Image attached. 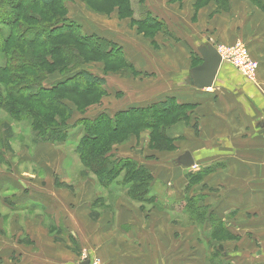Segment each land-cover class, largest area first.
<instances>
[{
  "label": "crops",
  "instance_id": "obj_1",
  "mask_svg": "<svg viewBox=\"0 0 264 264\" xmlns=\"http://www.w3.org/2000/svg\"><path fill=\"white\" fill-rule=\"evenodd\" d=\"M197 4L198 0H145L144 15L151 14L163 22L165 31L159 34L179 43L162 41L160 44L155 40L159 44V57L133 46L134 66L141 75L150 73V81L156 87L146 95L135 96L132 102L115 112L108 109L110 111L100 112L98 116L114 117L120 111L147 108L168 99L191 105L199 119V131L196 133L182 124L168 131L170 140L183 141L177 142L183 145L178 146V153L173 158L176 162L180 156L189 153L195 159V167L202 162L205 167L219 164L220 169L202 181L204 190L197 186L192 189L191 201L192 206L210 210L222 220L233 239L214 241L215 245L207 247L212 232L209 222L197 219L191 220L190 225L172 222L171 214L166 211H179L180 208L186 211L184 177L185 171L191 169L177 163L172 167V173H160L161 179L156 178L171 188L164 194L156 187L151 191V195L165 205L146 213L122 202L117 204L115 212L97 220L91 218L90 208L96 199L87 183L81 184L79 195L72 196L67 194L69 190L63 195L61 187L65 188V185L60 184L59 189L54 181L46 187L28 182L37 193H27L29 188L23 179L20 184H11L9 178L0 181V192L8 186L18 192L13 201L14 211L34 213L40 208L56 222L53 229L59 228L57 221L62 220L68 233L79 236L82 249L87 250L91 261L97 258L103 264H212L209 256L222 247L221 254L226 261L223 264H264V9L252 0H230L225 8L216 3L201 7ZM107 40L124 49L118 41ZM239 41L258 62L255 82L245 79L224 61L212 88L199 89L189 82L192 69L203 63L199 53L202 46L218 49L231 47ZM112 93L118 96L117 92ZM147 165L144 166L150 169ZM65 166L60 163L51 168L56 171L53 169L58 167L56 172L66 177ZM27 201L32 204L27 205ZM11 205L6 203V208L12 209ZM24 228L26 235L18 234L19 237L26 236L20 242L22 244H18L21 250L16 248L18 256L20 252L27 255L31 247L39 246L43 248L38 253H44V264H81L87 259L77 257L76 260L75 253L56 243L51 245L49 229L42 224Z\"/></svg>",
  "mask_w": 264,
  "mask_h": 264
},
{
  "label": "rangeland",
  "instance_id": "obj_2",
  "mask_svg": "<svg viewBox=\"0 0 264 264\" xmlns=\"http://www.w3.org/2000/svg\"><path fill=\"white\" fill-rule=\"evenodd\" d=\"M14 1L15 0H0L1 17L5 12H11L13 14L18 13V11L16 12L10 7L3 5L4 3L7 4ZM62 2L65 10L58 14L72 22L74 21L78 26L77 33L84 36H90L94 33L97 37L101 36L106 39L112 38L118 41L124 46L122 53L133 66V69L130 70L126 64L120 63L118 60L116 61L111 56H106L105 51H102L100 46L96 48L98 51L96 55H93L95 53H91L93 50L90 45L82 47L78 44H73V42L68 43L64 41L60 43V53L56 54L53 53L54 49L52 48L55 44L48 47L46 51L38 50L35 46L27 44L17 43V45H10L11 47L4 46L3 37L9 34V29L8 27L0 26V67L6 63V67L9 65V70L11 71L7 75L11 74L12 77H17L18 75L27 76L22 82L23 86L28 87L33 85V79L37 77H43L46 81L45 83L58 81L61 80L63 76L77 70L90 72L105 81L103 87H99V90H102L103 94L100 92H93L90 96L84 97L82 95H70L64 92L62 94H52L48 97V99H59L58 101L63 103L67 109L60 108L59 110L54 105L47 107L43 103L37 102H33L32 104L26 103L27 101L23 99H13V97L8 99L9 104L0 108V181L9 178L11 179V184L13 182L14 184H20V181L22 182L25 180V186L29 188L27 193H29V191L31 193L34 191L37 193V189H34L32 184H29L31 181L42 184L44 187H46L50 181H54V185L57 188H59L58 186L62 183L65 185V188L61 187V189H64L61 190L63 195L69 190L67 194H72V196L79 195L82 190L81 184L87 183V186L93 189L96 199H94L95 201L90 208L92 219L94 214L99 215L98 219H101L103 215L115 212L117 204L122 202L132 205L142 212L151 213V210L159 209L162 204L165 205L161 199L158 198L157 201L151 204L142 205L130 198L123 188H116V185H114L110 186L107 190L100 184L97 172L94 169L86 167L82 163V160L78 158L76 150L85 132L81 123L82 120L80 121V119L89 117V119H85L91 121L95 120L93 117L98 116L100 112L105 110L115 112L119 107L126 106V103L132 102L135 96L139 94L146 95L156 87L154 83L150 81L152 77L150 73L141 75V72L134 66V58L132 56L133 46H138L144 53L150 51L159 57V49H157L159 44H157L155 40H158L160 44L162 41L166 43L171 42L172 44L179 42L172 41L171 39L167 40L159 34V32L165 31L162 25L155 34H146V32L140 31V28L133 23L131 16L129 17L121 13L118 5L107 6L108 4L102 2L101 4H97L96 8H92V3H88V1L85 0H62ZM144 4L145 0H134L133 2L134 11L138 18L144 17ZM110 7L113 8L110 9ZM54 9L55 7L47 11ZM42 12L44 11H30L26 12V15L27 17L33 13L42 15ZM21 17V20L18 21L19 23L15 27V31L19 29V31L23 32L34 24V21H30L29 17ZM20 23H23V25L21 26ZM105 32L108 33L106 34ZM18 36L19 34H17L15 38L17 39ZM29 56L34 59H42L46 64L39 66V71L29 70L27 68L20 70V66L26 62ZM17 83L18 81L11 83V88L17 86ZM112 91L117 92L118 96L113 94ZM20 110V117L15 116L14 112ZM194 110L195 109L192 107L190 110L176 112V115L172 117L165 116L161 125L155 129H143V127L136 128L134 132L131 131L122 136L119 140H116L114 144L111 145L107 156L116 159H131L137 161L142 166L150 163L147 166L151 167L149 170L153 176L151 191L153 187H156L157 190L162 191V194H164L171 186H168L162 181L159 182L160 180L156 178L158 177L161 179L160 173H172V167L176 163L173 157L178 153V146L182 147L183 145V143L178 144L177 142L183 141L170 140V138H168L169 142L160 140L159 134L164 130L167 136L168 131H171L177 124H182L189 129L193 128L194 131L198 133L200 127L198 122L199 119L196 118L197 115ZM165 112L166 115L168 111L166 110ZM34 124H38L39 129H42V124V126H44L43 128L47 131L52 128L57 130L69 129V137L65 142L60 144L37 142L35 141L36 134L33 131ZM40 145L46 146L41 147ZM60 163L67 165L64 167L68 174H65L67 175L66 177H64L61 172H56L59 169L58 167L53 169L56 171H52L53 166L55 164L59 165ZM204 163L205 162L199 163V166L185 171V197L188 199H191V191L195 186H197L198 189L204 190L206 187L201 185L202 181H204L207 175L220 169L218 163L209 167L203 166ZM189 178H192L191 182H193L191 187H188L190 183ZM65 179L68 181L67 183H64ZM121 179L122 177L119 178L117 182L119 183ZM172 184L173 183H171V185ZM186 187L189 189L186 190ZM4 189V192H0V264H44V253H38L39 250L42 251L43 248L39 246L35 248L31 247L29 252H26L27 255H22L20 252V256H18L19 253L16 249L19 248L18 244L26 238V236L19 237L18 234L24 233V235H26L24 227H26V225L32 227L34 224H42L45 229H49V239L52 240L51 245L56 243L62 247V249H68L75 253L76 260L78 259L77 257H79L80 260L84 259V257L91 259V257L87 255V250L84 251V249H82L79 236L68 233L67 230L63 228L64 225L62 220L60 223L57 221L58 225H60L58 226L59 228L53 229L56 222L53 218L50 220L49 218L51 217L46 216L45 211H41L40 208L34 213H19L14 211L16 208L13 201L15 197H18L16 196L18 192L9 186ZM61 193L59 196H61ZM9 202L12 204V209H9L10 206H7L8 209L6 208V203L8 204ZM26 203H28L27 205L32 204L30 201ZM182 206L183 208L185 207V205L181 204V207ZM175 208H177V206H175ZM199 209L206 213L201 218L199 216V211L192 214V212L184 211L182 208H180L179 211L172 210V212H166L171 214V219L174 223L190 225L191 220L197 219L211 224L212 219L216 215L210 210L200 207ZM215 218L218 219L217 216ZM40 238L43 239V236ZM40 243L45 246L44 242ZM206 243L207 247L215 245V242L210 240ZM48 250L47 248V251ZM10 252L12 253L10 254ZM211 255L209 256V261ZM53 258L57 259L56 256ZM60 260L62 261L63 259L60 257ZM218 264H222V262Z\"/></svg>",
  "mask_w": 264,
  "mask_h": 264
},
{
  "label": "trees",
  "instance_id": "obj_3",
  "mask_svg": "<svg viewBox=\"0 0 264 264\" xmlns=\"http://www.w3.org/2000/svg\"><path fill=\"white\" fill-rule=\"evenodd\" d=\"M88 3H92V8H96L97 4L106 3L107 6L118 5L123 15H128L133 19V23L140 28V31L146 32V34H155L159 31L163 22L157 20L151 14L144 15L142 18H138L134 11L133 2L134 0H85ZM141 1V0H140ZM255 5L264 9V0H252ZM8 2V1H6ZM62 0H15L12 3H4L3 5L10 7L14 11H18L17 14L11 12H5L4 15L0 16V26L8 27L9 34L3 37L4 46L11 47L14 44H27L33 45L38 50L46 51L50 46H53V53H60L61 42H73L82 47L88 45L96 55L98 52L96 48L100 46L102 51H105L106 56H111L116 61L124 63L127 67L132 70L133 66L127 61L126 56L122 53V47L118 44L111 42L105 38H99L96 35L84 36L78 32L77 24L65 17L59 16V12L65 10L62 5ZM216 3L220 8L229 6L230 0H198V7L201 5H209ZM57 10H49L54 8ZM113 7H110L112 9ZM30 11H44L40 14L28 15L30 21H34V24L29 29L21 32L19 29L15 31V27L21 20V16L26 18V12ZM25 13V14H24ZM24 14V15H22ZM27 21V19H26ZM22 26L23 23H20ZM165 28V27H164ZM19 34V38H15ZM60 44V45H58ZM93 44V45H92ZM11 45V46H10ZM14 52V51H13ZM12 52V53H13ZM38 60V61H37ZM38 63V64H37ZM45 61L42 59H34L28 57L26 62L20 66V70L29 69L39 71L38 67L45 65ZM9 72V65L6 67V63L0 67V108L7 106L8 99H23L26 103H43L45 106H56L57 109L66 108V106L58 101L59 99H48L52 94L69 93L70 95H82L84 97L90 96L91 93L100 92L103 94L99 87H103L104 80L95 76L92 73L85 72L83 70H77L70 72L58 81H52L45 83L43 77H37L33 79V85L23 86L22 82L26 77L18 75L13 76L7 75ZM39 74V73H38ZM17 86L11 88L10 84L15 83ZM11 82V83H10ZM10 83V84H9ZM105 93V92H104ZM192 106L180 104L174 99H168L167 101L159 104L147 106V108H133L125 111H120L116 116L110 117L107 114H103L95 120L83 119L81 121L85 132L82 139L79 141L76 153L78 158L82 160V163L91 169H94L98 176L99 182L107 190L110 186L116 185V188H123L127 195L134 201L140 204H151L158 199L151 195V186L153 176L149 169L140 165L137 161H133L127 158L116 159L111 156H107L111 145L116 140H119L125 134L133 131L138 127L143 129L157 128L161 125L165 116H174L176 112L181 110H190ZM168 111L165 115V111ZM15 116L21 115L20 111L14 112ZM42 129L38 128V124H34L33 131L36 134L35 141L37 142H52L54 144H60L66 141L69 137V129L57 130L51 129L45 130L41 124ZM9 132V130H8ZM10 133V132H9ZM12 135V134H10ZM160 140L169 142L164 130L159 134ZM34 141V143H35ZM199 176V175H198ZM118 183V179L121 178ZM193 178V177H192ZM189 178L188 187L192 186ZM64 186V185H63ZM189 188L186 187V190ZM190 199V198H189ZM187 198L186 211L187 212H200V218L206 214L205 211L200 210L195 205L192 206L191 199ZM97 214H94L93 219H98ZM216 217V216H215ZM212 219V232L208 240L215 242H223L229 239H233L231 233L227 229L226 224L223 223L219 218ZM220 247L219 251L215 252L211 257L212 264H218L220 262L225 263L224 255L221 254Z\"/></svg>",
  "mask_w": 264,
  "mask_h": 264
},
{
  "label": "water",
  "instance_id": "obj_4",
  "mask_svg": "<svg viewBox=\"0 0 264 264\" xmlns=\"http://www.w3.org/2000/svg\"><path fill=\"white\" fill-rule=\"evenodd\" d=\"M203 63L198 67H194L191 71L192 77L190 83L199 89H209L215 85V81L221 65L223 63L222 56L218 49L213 46H202L199 49ZM177 165L185 168L195 166V159L192 154L185 153L176 161ZM91 259L87 257L81 264H90Z\"/></svg>",
  "mask_w": 264,
  "mask_h": 264
},
{
  "label": "built area",
  "instance_id": "obj_5",
  "mask_svg": "<svg viewBox=\"0 0 264 264\" xmlns=\"http://www.w3.org/2000/svg\"><path fill=\"white\" fill-rule=\"evenodd\" d=\"M219 53L222 56V60L233 67H235L240 74L249 81L255 82L256 76L259 70L258 63H256L249 52L246 45L239 41L231 47H219ZM192 168H195L193 166ZM90 264H102L99 259L92 260Z\"/></svg>",
  "mask_w": 264,
  "mask_h": 264
}]
</instances>
